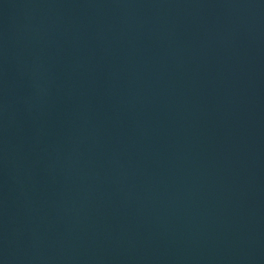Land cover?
Instances as JSON below:
<instances>
[{"label": "water", "instance_id": "water-1", "mask_svg": "<svg viewBox=\"0 0 264 264\" xmlns=\"http://www.w3.org/2000/svg\"><path fill=\"white\" fill-rule=\"evenodd\" d=\"M0 264H264V0H0Z\"/></svg>", "mask_w": 264, "mask_h": 264}]
</instances>
